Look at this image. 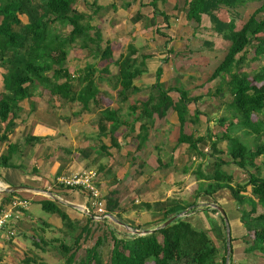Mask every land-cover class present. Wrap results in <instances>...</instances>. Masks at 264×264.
Instances as JSON below:
<instances>
[{
	"label": "rangeland",
	"instance_id": "374dc122",
	"mask_svg": "<svg viewBox=\"0 0 264 264\" xmlns=\"http://www.w3.org/2000/svg\"><path fill=\"white\" fill-rule=\"evenodd\" d=\"M139 1L141 2L140 4H142L143 0H77L75 4L76 10L87 16H92L90 24L100 30L103 37V48L107 46V42H110L111 49L113 50V56L109 63L110 74L102 73L108 61H102L100 58H94L92 55H88L85 51H81L77 45L70 51L68 50L66 66L73 76H77L79 72L84 71L87 64H93L98 70L95 81L100 91L97 98L99 103L91 102L89 108L84 109L83 105L80 103L59 100L57 97L53 98L48 91L46 93L50 99L48 97H41L40 105L38 106V103H36V111L41 114V119L39 117L38 121L42 123H54L56 125L57 123L55 121L61 123L70 118V124H72V118L79 120L80 117L92 116L89 119L91 123L89 132H95L98 138L100 136L99 128L101 118L103 121L102 113L105 110H112V108L119 109L118 113L121 112L122 118L127 119V126L121 127L120 130L113 135L115 141L117 140L118 142V140H120L119 153L121 157H115L121 159L120 168L111 165V163L115 161L113 156L115 153L108 152V156L107 152H103L105 151L102 149L103 147L99 145L94 152H91L92 156L88 157L87 162H83L84 165L80 170L90 171L91 173L97 171L96 173L98 174V178H101L102 185L99 186V179H97V188H95L99 190L100 200L105 202L98 201L94 196H91L83 189H70L65 185H60L57 181L58 177L73 178L78 175L80 171L61 172L58 177L52 178V188H50V192H47L49 195L43 194V197L46 201L51 200L59 202L58 197L51 194L57 191L56 194L58 196L64 194L69 195L68 193H59V190H69L73 200L76 197H84L85 205L79 212L82 218H69V221H63L58 214H55V217L49 220V222L44 219L52 218L53 215L50 213L47 215L48 217L43 219L35 217L37 219L36 222L34 221L32 223L34 227L31 225V229L33 230L30 229L29 235H26V237H19V234H17L15 238L9 241L2 239L0 242L2 247H4L7 242H16L18 237L19 239L17 241L25 245L24 247H20V251L16 250L18 249L17 244L13 243L7 244L4 249L1 248L4 251H0V264H68V260L71 258V264H86L89 255L95 252L104 262L108 263L113 249L111 233H114L118 239L125 242L131 241L134 235L145 236L147 234H145V232L161 228L165 223L163 222L164 211L174 204H180L183 209L187 208L180 217L193 225L198 231H205L207 233L219 250L216 260L220 261L221 257L225 254L226 244L228 250L231 240H234L236 236V231L234 234V229L230 227L228 213L232 215H230V217H233V215L242 216V212L245 211L247 213L252 209V206L246 202L242 205L236 203L232 210L224 209L226 214L225 218H227V224H225L224 221L226 220L216 208L217 204L214 200L204 196L198 197L200 193H197V185L195 182L200 180V174L203 175L204 172L212 174L213 171L207 156L199 157L196 152L191 150V154L186 153V156L183 158L180 157L177 162V174L172 173L176 177L173 179L174 177L162 175L167 171L163 170L161 172L162 169L157 166L155 159H152L151 164L148 165L146 161L149 158H147V156L143 158L144 156L138 155L140 150L137 146L142 135L139 128L142 122L133 125L135 131L130 129L131 124L134 122V118L130 116V114L128 115V113H130L128 107L130 103L136 100L145 101L149 99V96L153 93L151 85L154 79H156L157 67L160 65L163 67L161 81L163 80L164 82V89L179 88L181 91H187L189 96L191 93L195 95V93L199 92V98H201L200 102L202 104L205 102H210V104L214 103L213 105H209L211 109L215 108L218 111L223 110V113L220 114V118H218V116H212L214 111L209 110L208 107L206 109L208 115H210L208 122L216 121V126L222 127V130L225 131L227 130L226 123L237 119L234 118L235 113L230 110L232 95L226 85L230 77L222 75L224 77H220L217 80L211 78L214 69L218 67L227 54L231 42L215 32L214 25L211 23L209 17L203 16L201 24L187 19L190 2L193 0H188V4L186 3L187 0H157L156 3L159 12L161 14H167L169 17V21L164 23V27H160V24H158L156 20L152 21L150 25V22L145 20L144 17L142 18L144 20H141L142 23L140 24V16L137 22L134 17L137 13V9L134 10V7L136 8ZM94 2H100L102 5L107 6V8L104 9L105 12L98 13L101 10L96 12V8L92 6ZM243 2V5L238 6L235 10L222 7L219 12V17L223 21L234 22L236 31L242 28L253 12L263 4L264 0H244ZM171 18H173L174 21H172ZM1 20L2 18H0V22ZM21 20L24 24L28 23L26 17H21ZM149 27H152V30ZM60 29H62L61 32L68 33L71 27L68 26ZM150 30L153 31V36H151ZM157 30H159L158 32L162 31V34L173 37L172 40L175 41L174 48L169 49L168 46H159V44L156 43L155 40L159 39L156 33ZM168 44H170L169 41ZM129 47H132V49L136 51L135 55L131 52V57L133 60H136L135 65L137 68L141 67L140 63L143 56H149L152 60L148 59V61H146L145 74L136 80V83L140 85L141 91L133 95L129 102L124 103L121 97L119 98L117 96L119 88H115L117 74L119 72V68L115 63L121 56L129 54ZM162 56H164V58H162ZM201 56L212 59L207 65L210 68L205 66L206 61L200 59ZM254 57V47H249L246 51L247 60L241 72L253 76L264 66V57L257 60H255ZM202 64L204 65L203 68ZM190 76L192 77L189 78ZM76 78H74V83L78 84ZM108 78H110V80ZM184 78L187 79L184 80ZM0 83H2L1 80ZM200 83L202 84L199 85ZM76 87L78 88V85H76ZM203 87L204 89H202ZM40 88L41 87L38 89H43ZM218 88H222V93L219 94L217 92ZM157 94L158 92L154 91L153 95L155 97ZM170 97L175 103L176 100L180 98L179 94L176 92L170 93ZM191 98L198 97L194 96ZM155 102H158V100ZM198 107L197 104H192V111L190 112L189 110L187 115L193 118ZM54 110L59 111V119L53 117L52 111ZM164 118L160 117L158 114H154L153 121H148L150 130L153 131L152 133L156 131V128L162 130L161 128L163 127L161 125L164 124L160 123V121H164ZM213 118H216V120ZM221 120H225L226 123L221 124ZM146 121L147 120H144L143 122ZM187 128L190 129H187L186 133L195 135L196 132L194 128L190 125ZM244 129V131L250 132L247 128ZM257 129H262V125H258ZM218 130L221 129L218 128ZM239 131L242 133L241 130L234 129L231 131L230 135L243 143L250 150L258 149L264 144V135L256 134V138L254 137V139L250 140V138H246L245 134L242 135L243 138L238 135ZM222 133H220L219 136H221ZM19 134L21 135L22 132H19ZM170 134H173V132ZM107 136L110 140L112 139L110 133ZM145 144L146 143H144L143 146H145ZM154 144H157L156 140H154ZM200 148L204 152H207L205 149H210L208 143L207 145H200ZM111 149L113 148L111 147ZM100 156H104V158H99ZM155 156L158 157L159 153H156ZM139 158L145 161L142 160L141 162ZM80 160L82 159L80 158ZM229 160L230 159H228V161ZM198 162H201L204 172L201 169V171L197 173ZM258 162H260V160ZM111 169L115 171L119 170V175L116 174L113 185L111 183V174L107 175L105 171H110ZM210 169L211 172H209ZM191 170L193 171L192 174H190ZM123 172L126 173L124 174L125 178L123 177ZM169 172L172 171L169 170ZM263 173L264 171L257 173V175L260 176L263 175ZM184 176H186L185 179L183 178ZM179 177L183 179L180 181ZM247 180L248 175L242 177V182L232 183V185L234 187L237 185H245ZM243 196L248 198L252 196L251 187H248L247 192L244 193ZM100 202L102 203V210L105 209L108 218H105L101 214L100 208L98 207ZM30 206L29 209H27V214L29 216H37L38 211L44 213L39 203ZM213 209L217 210L218 213H215ZM263 212V207L258 205L257 213L253 216L260 215ZM22 221L26 222L28 218L25 219L24 217ZM29 223L31 224L30 221ZM227 225L231 231H228ZM247 236L249 238L247 242L248 244L250 243L248 247L250 248L253 245L254 236L253 234H248ZM159 238L160 241H162L161 236ZM62 244L70 248L69 255L62 249ZM12 246H14V248ZM244 248L245 246L242 250L236 249L235 251L232 249V254L228 255L229 264H264V260L261 259L264 258L262 255L257 254L258 252H254L253 255L257 254V256L251 259L252 256L250 255H252L253 251L245 252ZM7 249L10 251L6 252L5 250ZM147 264H153V262H148ZM176 264L194 263L190 258L189 260H183Z\"/></svg>",
	"mask_w": 264,
	"mask_h": 264
},
{
	"label": "trees",
	"instance_id": "16d2710c",
	"mask_svg": "<svg viewBox=\"0 0 264 264\" xmlns=\"http://www.w3.org/2000/svg\"><path fill=\"white\" fill-rule=\"evenodd\" d=\"M243 1L193 0L190 2L187 19L201 24L203 16L209 17L215 32L231 42L227 54L213 71L211 78L217 80L224 77L222 75L230 77L226 83L232 95L230 110L235 113V116H242V126L250 130V133L260 134L257 126L262 125L264 130V124L252 122L251 117L254 113L264 114V66L253 76L241 70L246 63V51L249 47H254L255 60L264 57V2L239 31L235 30L234 22H226L219 17L222 7L235 10L243 5ZM76 2L77 0H0V18H2L0 22V74H2L4 85V90L0 92V122L5 124L4 133L9 134L16 127V120L21 112L19 103L30 99L39 87L49 91L52 97H57L59 100L80 103L84 109H88L91 102L99 103L97 98L100 91L95 81L98 70L93 64H87L84 71L73 76L66 66L68 50L70 51L77 45L88 55L108 61L102 70V73L106 74H110L109 63L113 50L110 42H107V46L103 48V37L100 30L90 24L92 16L78 12L75 8ZM156 2L157 0L152 2L155 16L159 13ZM186 3H189L188 0ZM94 5L95 3L92 6ZM21 17H26L28 23L24 24ZM68 26L71 27L70 32H61L60 28ZM129 51V54L121 56L115 63L119 68L115 88H119L117 96L121 97L124 103L129 102L133 95L141 91L134 85V82L145 74L146 61L150 58L143 56L141 67L137 68L136 60L131 57V52L135 55L136 51L132 47H129ZM162 75L163 68L160 67L156 72V82L152 86V92H158L157 98L152 93L149 99L136 100L128 107L130 112L128 115L134 118L130 129L134 130L133 125L142 122L140 126L142 135L138 148L148 140L150 129L148 121H153V115L158 114L164 118L169 109H174L181 123L179 143L188 144L199 157L208 156L214 161L211 164L212 177L209 174L208 177L202 175L204 180H211L212 184L207 185L198 197L211 198L218 191L227 188L238 205L249 203L252 209L247 213L242 212L241 221L247 234L254 236L250 249L257 250L264 247V212L253 216L257 213L258 205L264 209V177L257 175L255 164V161L264 155V144L258 149L250 150L230 135L235 129L232 121L227 131L215 140L210 131L206 136L196 138L193 135H186L183 129L188 120V105L198 104L201 98H191L187 91H181L179 88L164 89L165 85L161 82ZM74 78L77 79L78 84L74 83ZM222 88L217 89L219 94L222 93ZM172 92L179 94L180 98L176 103L170 97ZM157 100L158 102H155ZM118 112L119 109H112L102 113L104 122L101 118L99 128L101 137L110 133L114 140L113 135L121 127L127 126V119H123L121 112ZM200 114L201 111L198 108L195 113L197 120ZM196 119L193 122L197 121ZM144 120L147 121L143 122ZM225 123V120H221V124ZM6 139L7 137L4 136L1 138V140ZM31 140L38 141L39 138L31 137L28 141ZM222 142H227L228 153L233 163L247 172L248 180L245 185L234 187L233 177L224 171V166H228L229 163L221 158L223 151L218 148V145ZM207 143L210 147L209 154L200 148V145H207ZM14 148L10 145L8 153L0 157L1 166L8 165ZM251 169H255L256 173L250 172ZM248 187H251L252 198L243 196ZM41 205L46 212L57 213L63 221H69L66 214L61 212L53 202L43 201ZM186 210L187 208L183 209L180 204L172 205L164 211L163 222L178 217L176 220L166 228L159 229L152 234L134 235L131 241H122L111 233L113 249L109 262H104L95 252L89 255L86 264H147L148 262L176 264L190 258L194 264H227L228 255L232 254L233 239L229 244V251L226 244L224 256L217 261L219 250L207 233L198 231L180 217ZM213 211L218 213L215 209ZM160 236L162 241H160ZM61 247L68 255L70 254V248L63 244ZM71 262L72 258L68 260V264Z\"/></svg>",
	"mask_w": 264,
	"mask_h": 264
},
{
	"label": "crops",
	"instance_id": "0c3cea01",
	"mask_svg": "<svg viewBox=\"0 0 264 264\" xmlns=\"http://www.w3.org/2000/svg\"><path fill=\"white\" fill-rule=\"evenodd\" d=\"M152 2L153 0H143L142 4H140L141 2L139 1V4L136 6V8L134 7V10L137 9V13L134 17L138 22V18L140 16V22H139L140 24L142 23L141 20H144V19L148 20L150 22V25L152 21L156 20L157 23L160 24L159 25L160 27L161 26L164 27L165 26L164 23H167L169 21V17L167 16V14H164V13L161 14L160 12L158 13V15L155 16V9L152 6ZM94 3L95 5L93 7H95L96 10H101L98 13L105 12L104 9H106L107 6L102 5V3L100 2L99 3L94 2ZM143 17L144 19H142ZM171 20L174 21L173 18H171ZM158 31L159 30H157L156 33L159 39L155 40L156 43L159 44V46H168L169 49L174 48L175 41L172 40L173 37H169L165 34H162V31L160 32ZM150 34L151 36H153V31H151ZM168 41L170 44H168ZM207 53H211V52H207ZM162 58H164V56H162ZM149 59L152 60V58H149ZM200 59H203L204 61H206L205 66L210 68L207 65L212 60L211 58H207L206 56H201ZM147 66L149 67L148 64ZM203 66L204 65L202 64V68ZM160 67H162V65L157 67V70ZM191 77L192 76H190L189 78ZM186 79L187 78H184V80ZM0 80L2 82L0 83V92H2L4 90L2 74H0ZM155 82H156V79H154V82L152 83L151 87L155 84ZM161 82L164 83L163 80ZM201 84L202 83H200L199 85ZM134 85L140 88V85L136 83V80L134 82ZM149 86H150V83H149ZM202 89H204V87ZM38 90H35L34 95L30 99H26L19 103L21 112L19 113L18 118L16 120V127L9 134L4 133L5 124L0 122V157L8 153L10 145L15 147L13 149V154L11 155L8 165L7 166L0 165V210L7 207L10 204V202L16 199L28 200L31 206L33 204L39 203L40 207L42 208L41 203L43 201H46V199H44L43 197L44 196L43 194L49 195V193L47 192L48 191L50 192V188H52L51 186L52 178L58 177L60 173L63 171H67V172H71L75 170L80 171L84 165L83 162H87L88 157L92 156L91 152H94L99 145H101L102 147H105V148H102V147L101 148L105 150V151L102 150L103 152H107L108 156H109V153L114 152L115 153L113 155L114 158L121 157L119 153L120 140H118V142L117 140L116 141L112 139L110 140L108 136H103V137L99 136L98 138V135L95 134V132H92V133L89 132V129L91 128V123L89 122V119L92 116L91 117L89 116L80 117L79 120L72 118L73 119V120L71 119L72 124H70V120H69L70 118L67 119L66 121L60 120V121H64L61 123H59V121L58 122L55 121L57 123L56 125L54 123L47 124L44 122L43 123L39 122L38 119L39 117L41 119V114L40 112L36 111V103H38V106H39L41 103V97H48L49 99L50 97L46 93L47 90H44V89L39 90V91ZM199 95H200L199 92L195 93V95L191 93L189 97H194V96L199 97ZM53 98H56V97H53ZM178 101L179 99L176 100V102ZM192 104H196V103H192ZM192 104H189L188 106V109L190 110V112L192 111L191 110ZM213 104L214 103L210 104V102H205L204 104L199 102L197 104L199 106L198 108L200 109L201 114L198 116L199 117L198 120L196 119L195 116L193 118L188 116V120L186 121V124L183 129L186 135L188 136L193 135L192 133H186V130L190 129V128H187L189 125L195 129L196 133L195 135H193L195 138L199 136H206L207 133L210 131L211 135L213 136L215 140L217 137H219L220 133L223 132L222 133L223 135L227 131V130L225 131L222 130L223 129L222 127H217L215 124L216 121L208 122V118L210 117V115H208V111H206V109L209 107V105H213ZM112 109L116 110L114 108ZM208 109L214 111L212 113L213 117L218 116V118H220V114L223 113V110L218 111L215 108L211 109L210 107ZM52 115L55 119L56 118L59 119V111H55V110L52 111ZM236 118L237 119L232 120V122L235 126V129L241 130L242 132L240 133L239 131L238 135L242 137V135L245 134L246 138H250V140L254 139V137L256 138V134L250 133V132L248 133L244 131L245 129L242 127V122H243L242 116L237 115ZM164 119H163L164 121L162 122L160 121V123L164 124V125H161L163 127L161 128L162 130H158L156 128V131L152 133L153 131L149 129L148 140L145 142L146 143L145 146H143L144 145L143 144L138 148L140 142L138 143L137 148L140 150L138 155H142V157L144 156L143 158L147 156V158H149L148 160L146 159L147 160L146 162L148 163V165L151 164L152 159H155L157 166L161 167L162 169L161 172L163 170L167 171L165 174H162V175L164 176L168 175L169 177H172V178L174 177L173 179H175L176 177L172 173H176V171H178V163H177L178 159L180 157L183 158L184 156H186L185 155L186 153L191 154L192 151L188 144L179 143L178 141L180 137V133H181V123H180L177 112L174 109H170ZM194 119L197 120L194 122L195 124L193 123ZM213 119L216 120V118H213ZM251 120L254 123L262 122L264 124V114L254 113L251 117ZM230 122L226 123L227 128ZM218 128L221 130H218ZM262 130L260 129V134L258 135H264V130L263 131ZM19 132H22V134L20 135ZM171 132H173V134H170ZM3 136L7 137V139L1 140ZM31 137L39 138V140L38 141H32V140L28 141L29 138ZM154 140H156L157 144H154ZM263 143H264V139H263ZM111 147L113 149H111ZM227 147H228L227 142H222L218 145V148L223 151V155H221V158L225 162L229 163L228 166H224V171L229 176L233 177V183L242 182V177L247 176V172L243 171L242 169H240L237 165L233 163V160L230 157V154L228 153ZM205 150L207 151L206 153H209L210 149H205ZM132 151H136V150H132ZM156 153H159L158 157L155 156ZM80 158L82 160H80ZM99 158H104V156H100ZM208 158H209V164H213L214 161L210 157ZM228 159L230 160L228 161ZM142 160L143 159H140L141 162ZM259 160L260 162H258ZM120 161L121 159L115 158V161L112 162L111 165H114L117 168H120ZM198 164L199 165L197 166V169H198L197 173L201 171V169L203 168L201 162H198ZM255 164H256L257 172L258 173L263 172L264 171V155L261 156L259 159H257L255 161ZM169 170H171L172 172H169ZM105 171L107 172L106 173L107 175L111 174L112 176L111 183L113 185L116 174L119 175V170L115 171L111 169L110 171L109 170H105ZM202 171L204 172L203 169ZM192 172L193 171L191 170L190 174H192ZM209 172H211V169L209 170ZM250 172L256 173L255 169H251ZM124 174L126 173L123 172V177L125 178ZM209 175L210 177H212V174H209ZM200 176H201L200 180L195 182L197 185V193H203L207 185L212 184L211 180L207 181L203 179L204 178L203 176L208 177V174L206 172H204L203 176L201 174ZM260 176L264 177V173L263 175H260ZM179 178L178 179L181 181L183 178L185 179L186 176H184L183 178L181 177ZM98 179H99L98 184L100 186L102 185L101 178H98ZM12 188H17V189H12ZM69 192H70L69 190H59V193L69 194V195L64 194L61 196H58L56 194L57 191H55L53 194L50 193L53 196L56 195L59 199V202L51 201V200L50 201L53 202L59 208L61 212L66 214L68 218L70 219L82 218V215L79 212L80 210H82L81 208H83L85 205V198L76 197L73 200ZM211 198L217 204L216 206L221 207L223 210L224 209L232 210L234 208V205H236V202L232 196L231 191L227 188L218 191ZM42 210L44 211V213L38 211L37 216H32L33 218L27 214L28 210L24 212L25 219L28 218V221L26 222L21 221L20 227L18 229L19 237L20 236L26 237V235H29L30 231L33 230L31 229L32 228L31 225L34 227L32 223L34 221L36 222L37 218L35 217H40L41 219L48 217L47 215L50 212H46L44 209ZM50 214L53 215L52 218H47L44 220L49 221L53 219L55 217L54 215L57 213H50ZM230 215L231 214L228 213L230 227L234 229L233 230L234 234L236 231V236L234 240L232 241V249H234V251L236 249L242 250L243 247L245 246L244 248L245 252L253 251L252 255H250L252 256V258L250 257L251 259L256 258L257 254H260L264 257V247H260L257 250H253L248 247L250 246V243L248 244L247 242L249 238L247 237L248 234H247L246 228L244 227L241 221L242 216L233 215V217H230ZM225 220L226 221L224 222L225 224H227V218H225ZM29 221L31 222V224L29 223ZM227 229L228 231L229 230L231 231L228 225H227ZM19 237L16 239V242L14 243L4 242L6 243V245H4V247L0 245V251H4L2 249H4L9 243L17 244L18 249L16 250L20 251V247H24L25 244L22 245V243L17 241ZM1 241L2 240H0V242ZM12 247L14 248V246ZM5 251L9 252L10 250L7 249ZM254 252H258V253L253 255ZM261 259L264 260V258H261Z\"/></svg>",
	"mask_w": 264,
	"mask_h": 264
},
{
	"label": "built area",
	"instance_id": "2783aa9c",
	"mask_svg": "<svg viewBox=\"0 0 264 264\" xmlns=\"http://www.w3.org/2000/svg\"><path fill=\"white\" fill-rule=\"evenodd\" d=\"M97 179L98 174L96 172L81 171L73 178L58 177L57 181L60 185H65L70 189H83L98 201H103L100 200L99 190L96 189ZM29 205L28 200L16 199L10 202L7 207L0 210V240L9 241L16 237L21 221L25 217L24 212L29 208ZM101 206L102 203L100 202L98 206L99 210L105 218H108L105 209L102 210Z\"/></svg>",
	"mask_w": 264,
	"mask_h": 264
},
{
	"label": "water",
	"instance_id": "95a60500",
	"mask_svg": "<svg viewBox=\"0 0 264 264\" xmlns=\"http://www.w3.org/2000/svg\"><path fill=\"white\" fill-rule=\"evenodd\" d=\"M12 189H17V188H12ZM216 208L221 212V214L223 215V216H225V212H224V210L221 208V207H219V206H216ZM178 217H173V218H171L170 220H168L167 222H165L162 226H161V228H159V229H162V228H166L167 226H169L174 220H176ZM159 229H157V230H159ZM157 230H154V231H147V232H145V234L146 235H148V234H152V233H154L155 231H157ZM229 249H230V246H228V251H229ZM227 264H229V262H227Z\"/></svg>",
	"mask_w": 264,
	"mask_h": 264
}]
</instances>
